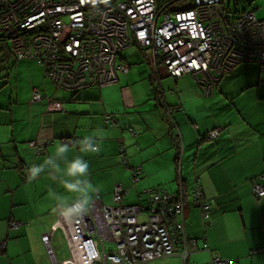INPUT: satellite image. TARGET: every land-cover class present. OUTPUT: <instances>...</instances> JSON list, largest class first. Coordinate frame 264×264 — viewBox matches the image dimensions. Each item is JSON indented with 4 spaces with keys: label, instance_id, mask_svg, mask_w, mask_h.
<instances>
[{
    "label": "crops",
    "instance_id": "obj_1",
    "mask_svg": "<svg viewBox=\"0 0 264 264\" xmlns=\"http://www.w3.org/2000/svg\"><path fill=\"white\" fill-rule=\"evenodd\" d=\"M0 43L5 46L0 72H8L0 78V242L6 244L0 264H51L41 237L57 219L54 194H74L48 171L29 182L27 169L60 143L70 145L69 159L80 155L77 141L89 135L101 146L99 153L84 156L95 190L92 200L99 193L111 205L116 185L128 190L126 204L144 202L148 187L176 191L182 184L189 196L187 234L208 249L186 261L176 255L148 264H208L216 254L241 264H264V196L256 197L253 190L254 180L264 176V72L258 64L238 65L206 95L191 74L170 76L164 64L154 66L148 48L133 43L120 53L118 62L125 60L129 69L118 73L116 83L70 92L47 78L36 60H16L8 40ZM36 88L43 97L33 101ZM50 100L61 102L64 110H48ZM167 108L174 110L175 127ZM108 116L116 118V125ZM216 127L222 128L218 138L207 139ZM177 130L180 143L173 135ZM31 142L45 145L44 151L36 154ZM121 144L130 165L142 168L136 183L122 161ZM196 177L212 204L209 227L190 197ZM13 221L21 224L14 228Z\"/></svg>",
    "mask_w": 264,
    "mask_h": 264
},
{
    "label": "built area",
    "instance_id": "obj_2",
    "mask_svg": "<svg viewBox=\"0 0 264 264\" xmlns=\"http://www.w3.org/2000/svg\"><path fill=\"white\" fill-rule=\"evenodd\" d=\"M0 0V32L10 42L17 60L33 59L45 68V76L57 87L77 92L90 86H109L127 72L125 60L118 62L122 50L137 43L151 51L154 66L164 64L175 78L192 74L206 95H212L226 74L245 62H257L264 72V18L255 9L230 17L225 0ZM43 97L39 89L33 101ZM65 106L50 100L48 110ZM173 109L167 114L173 121ZM108 121L116 125L115 117ZM133 134L134 129L130 130ZM220 128L208 133L214 140ZM179 136V131H175ZM36 154L45 145L31 142ZM123 163L133 181L140 180L142 168L130 165L126 146L121 144ZM254 180L256 197L264 196V184ZM128 190L116 185L111 205L100 194L91 201L89 211L73 221L56 213L51 230L42 234L51 264H148L179 255L184 261L207 243L190 237L186 230V201L181 184L176 191L163 186L148 187L144 202L126 204ZM190 197L211 226V201L200 179ZM21 222L13 221L14 228ZM61 229L70 257L58 261L52 237ZM0 242V248H5ZM112 248L115 249L112 252ZM208 264H241L239 259L213 255Z\"/></svg>",
    "mask_w": 264,
    "mask_h": 264
},
{
    "label": "clouds",
    "instance_id": "obj_3",
    "mask_svg": "<svg viewBox=\"0 0 264 264\" xmlns=\"http://www.w3.org/2000/svg\"><path fill=\"white\" fill-rule=\"evenodd\" d=\"M92 2L96 3V0ZM77 146L80 155L69 159L70 145L57 144L54 153L48 155L41 163L30 165L26 173L28 181L31 182L48 171V175L53 180H58L67 193L74 194L71 198L54 194L57 202L53 211L66 221H73L89 211L92 194L95 191L88 179L89 162L84 156L99 153L101 146L96 142L94 135L84 136L77 141ZM60 161L64 162V167Z\"/></svg>",
    "mask_w": 264,
    "mask_h": 264
},
{
    "label": "rangeland",
    "instance_id": "obj_4",
    "mask_svg": "<svg viewBox=\"0 0 264 264\" xmlns=\"http://www.w3.org/2000/svg\"><path fill=\"white\" fill-rule=\"evenodd\" d=\"M165 0H160L159 7L163 6ZM225 6L228 16L232 17L233 14H236V11H241L243 9H255L256 16L258 18H264V0H225ZM1 34V32H0ZM7 70L2 74V70L0 72V78L7 74ZM16 72L13 73V78L15 77ZM192 75V74H191ZM193 76V75H192ZM26 77L25 75L22 76ZM194 78V76H193ZM6 79V78H5ZM195 79V78H194ZM4 79L0 80V86L3 84ZM56 213V212H55ZM57 218V216H56ZM52 245L55 249L56 257L58 261H63L64 259H68L70 257V250L68 247V243L66 237L61 229H58L54 232L52 237ZM115 251L114 248L111 250Z\"/></svg>",
    "mask_w": 264,
    "mask_h": 264
},
{
    "label": "trees",
    "instance_id": "obj_5",
    "mask_svg": "<svg viewBox=\"0 0 264 264\" xmlns=\"http://www.w3.org/2000/svg\"><path fill=\"white\" fill-rule=\"evenodd\" d=\"M225 8H226V6H225ZM245 10H248V9L245 8V9H243V10H241V11H236L237 13H236V14H233L232 17L234 18V17L240 15V14H241L242 12H244ZM0 39L2 40V39H6V38L2 35V36H0ZM1 40H0V42H1ZM6 40H7V39H6ZM0 44H1V45H0V51H4V47H5V46H4L2 43H0ZM10 46H11V45H10ZM7 48H9L8 45H7ZM7 48H6V52H7ZM6 52H5V53H6ZM10 52H11L12 56L14 57V55H13V53H12V49H11V47H10ZM14 58H15V57H14ZM15 59H16V58H15ZM16 60H17V59H16ZM245 63H255V64H258V65L260 66V64L257 63V62H245ZM260 67H261V66H260ZM232 71H233V70H232ZM232 71H231V72H232ZM231 72H230V73H231ZM228 74H229V73H228ZM226 75H227V74H226ZM223 77H224V76H223ZM174 78H175V77H174ZM221 80H222V79H221ZM221 80H220V81H221ZM219 83H220V82H219ZM219 83H218V85H219ZM218 85L216 86V88L218 87ZM94 86H96V85H94ZM90 87H93V86H90ZM86 88H88V87H86ZM216 88H215V90H216ZM83 89H84V88H83ZM81 90H82V89H81ZM215 90H214V91H215ZM79 91H80V90H79ZM77 92H78V91H77ZM165 113H166V117H167V118L171 121V123H172V120L169 118V116H168V114H167V111H166ZM172 114H173V113H172ZM173 121H174V120H173ZM172 126H173V125H172ZM172 128H173V127H172ZM216 128H219V127H216ZM213 129H214V128H213ZM220 129H221V131H222V128H220ZM210 131H211V130H209L208 133H209ZM221 131H220V133H221ZM174 133H175V132H174ZM174 133H173V135L175 136L177 142H179L178 136L176 135V133H175V134H174ZM208 133L206 134V138L208 137ZM219 135H220V134H219ZM217 138H218V137H217ZM217 138H215L214 140H216ZM179 143H180V142H179ZM196 179H200V178H199V177H196L195 180H196ZM195 180H194V182H195ZM194 182H193V183H194ZM200 182H201V180H200ZM201 184H202V183H201ZM192 186H193V185H192ZM202 188H203V186H202ZM203 190H204V189H203ZM204 193H205V192H204Z\"/></svg>",
    "mask_w": 264,
    "mask_h": 264
}]
</instances>
